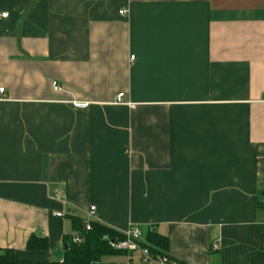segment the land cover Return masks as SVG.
I'll use <instances>...</instances> for the list:
<instances>
[{
  "label": "crops",
  "instance_id": "crops-1",
  "mask_svg": "<svg viewBox=\"0 0 264 264\" xmlns=\"http://www.w3.org/2000/svg\"><path fill=\"white\" fill-rule=\"evenodd\" d=\"M0 12V248L62 261L97 221L167 236L171 264H264V0Z\"/></svg>",
  "mask_w": 264,
  "mask_h": 264
},
{
  "label": "trees",
  "instance_id": "trees-1",
  "mask_svg": "<svg viewBox=\"0 0 264 264\" xmlns=\"http://www.w3.org/2000/svg\"><path fill=\"white\" fill-rule=\"evenodd\" d=\"M257 206L264 207V187L257 193ZM90 229H86L85 222H76V230L81 241L75 242L66 237L68 249L62 261H28L20 260L15 255L13 248H0V264H129L118 262H106V256L128 255L130 252L113 246L126 238L124 232L117 231L97 221H90ZM142 235L137 241L141 248H146L152 257L166 258L167 263H172L168 255L169 240L151 227L142 228ZM29 249L45 248L46 244L38 245L29 241ZM143 259V258H142Z\"/></svg>",
  "mask_w": 264,
  "mask_h": 264
},
{
  "label": "built area",
  "instance_id": "built-area-1",
  "mask_svg": "<svg viewBox=\"0 0 264 264\" xmlns=\"http://www.w3.org/2000/svg\"><path fill=\"white\" fill-rule=\"evenodd\" d=\"M126 10H120V13H125ZM8 12H0V19L8 17ZM132 59H134V56H131ZM51 86L53 90L58 91L61 89L60 84L56 81L53 80L51 82ZM4 95V88H0V97L2 98ZM123 93H119L117 96V102L121 103L122 98H123ZM73 106L78 107V108H85L88 106L87 102H80V101H72L71 102ZM95 210V206H91L90 212L93 214ZM57 216H62L63 214L61 212H58L56 214ZM90 222L86 223V229H90ZM126 238L124 240H121L117 243H113V246L118 249H123L127 251H137L140 250L143 254V262L147 264H168L166 258H161V257H152L148 250L146 248H141L138 244V240L142 235V230L138 226H131L127 231L124 232ZM74 241L75 242H80L81 238L79 236H74ZM214 248H217V245H214Z\"/></svg>",
  "mask_w": 264,
  "mask_h": 264
},
{
  "label": "rangeland",
  "instance_id": "rangeland-1",
  "mask_svg": "<svg viewBox=\"0 0 264 264\" xmlns=\"http://www.w3.org/2000/svg\"><path fill=\"white\" fill-rule=\"evenodd\" d=\"M125 255H113V256H106L103 258L104 261L106 262H117L119 263L120 259H123ZM127 263V261H125Z\"/></svg>",
  "mask_w": 264,
  "mask_h": 264
},
{
  "label": "water",
  "instance_id": "water-1",
  "mask_svg": "<svg viewBox=\"0 0 264 264\" xmlns=\"http://www.w3.org/2000/svg\"><path fill=\"white\" fill-rule=\"evenodd\" d=\"M39 234H41V233H39ZM113 243L115 242V241H112ZM65 249H68V246H67V244L65 245Z\"/></svg>",
  "mask_w": 264,
  "mask_h": 264
}]
</instances>
